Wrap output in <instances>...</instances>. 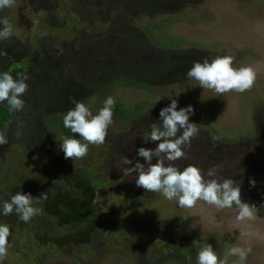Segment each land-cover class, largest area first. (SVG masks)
<instances>
[{
    "label": "rangeland",
    "instance_id": "rangeland-1",
    "mask_svg": "<svg viewBox=\"0 0 264 264\" xmlns=\"http://www.w3.org/2000/svg\"><path fill=\"white\" fill-rule=\"evenodd\" d=\"M138 4L134 0H16L14 7L3 10L2 18L12 24L13 36L34 48L28 54L34 57L33 62H38L43 52L54 60L62 59L61 50L71 54L79 39L87 36L95 49L90 50L95 59L118 76L127 68L117 62L119 52H113L112 47L120 42H132L136 48L144 47V42L151 44L148 32L154 28L155 36L165 35L178 42L175 50L195 48L219 56L231 55L235 58L234 67H254L257 70L254 86L243 93L220 95L188 77L169 82L164 79L166 74L150 70L147 74L151 77L144 81L149 86L116 82L112 94L126 115L121 117L114 112L106 142L101 146L89 145L85 158L72 161L75 173L89 164L93 166L98 188L94 203L102 218L92 239L71 243L57 252L54 247L43 246L47 243L35 242V236L40 235L30 233L28 226L17 222L9 225L11 248L3 264H142L139 258L144 260L148 255L155 259L156 255L161 257L176 249L185 251L191 256V264H197L198 252L208 244L221 259H227V264H240L237 256L228 255L234 246L251 247L245 264H264V239L239 237L241 230L264 234V0H204L199 5H181L179 10L161 9L158 15L133 13ZM77 5L80 8L73 13ZM151 22L156 24L152 26ZM128 34L139 37L131 38ZM143 49H137L138 55L144 58L153 55L151 50L141 54ZM18 54L23 56L21 51ZM87 63L81 65L83 71L95 69V62ZM152 69L157 71L156 67ZM65 70L70 75L69 69ZM80 80L85 82L82 76ZM171 99L178 101L177 110L192 106L190 122L200 129L191 147L185 148V164L175 165L181 170L188 165L197 166L205 174L213 166H219L218 177L237 181L242 202L256 206L255 220L238 225L235 206L217 211L201 201L193 209L181 208L176 200L169 201L160 193L137 187L138 173L124 176L123 169L134 167L137 160L146 164L137 155L140 147L155 149L160 143L148 141L147 134L152 123L161 122L160 111L171 104ZM104 101L100 93L81 100L94 115ZM134 111L137 114L132 117ZM0 134L9 137L6 130ZM213 136L218 139L213 141ZM62 138L56 139L59 147ZM22 154V150L11 148L5 158L12 175L20 173L25 192L35 198L46 180H52L48 156L39 152L22 159ZM125 159L132 160V164L125 165ZM156 162L154 158L152 163ZM253 179L254 187L250 183ZM43 224L34 221L29 225L38 231ZM60 227L73 229L72 225ZM48 231L62 234L58 225H51ZM53 254L56 256L50 257ZM180 259L174 256L173 264L189 263Z\"/></svg>",
    "mask_w": 264,
    "mask_h": 264
},
{
    "label": "trees",
    "instance_id": "trees-1",
    "mask_svg": "<svg viewBox=\"0 0 264 264\" xmlns=\"http://www.w3.org/2000/svg\"><path fill=\"white\" fill-rule=\"evenodd\" d=\"M134 1L139 4L133 13L143 15H151L152 13L158 15L161 9L174 8L179 10L180 6L184 4L199 5L204 2V0ZM74 7L72 12L77 13L76 8H80V5ZM3 10H0V20L3 19ZM150 24L156 23L151 22ZM2 27L0 25V28ZM148 33L152 37L153 43L150 40L149 43L151 44L144 42V47L136 48L132 42H120L112 47L111 50H122L117 55V62L124 64L127 68L118 76L111 74V71L103 68L95 59L90 51L95 49L90 46V39L87 36L79 39L78 46L71 54H65L64 50H61L62 59L54 60L52 55L43 52L37 58L38 62H33L34 57L28 55L34 48L27 41L19 40L15 36L8 40H0V53H6V55L0 56V73L9 72L14 78L17 73H24L30 77L26 81L29 85L28 90L22 96L25 101V108L22 111L10 112L6 101L0 103V133L5 130L9 132L8 143L0 145V205L4 200H9L12 195L18 192L28 193L25 192V186L23 187L21 184L22 175L18 172H13L12 175L8 166L5 155L11 148L22 150V159L28 156L33 157L35 153L39 152L48 156L49 175L52 178V180H46L45 186L40 187L39 195L36 196L40 197L48 191V199L36 205L41 210L43 209L40 214L32 218L30 222L25 223L19 220L15 213L5 216L0 209V222L6 223L8 226L20 222L28 226L30 233L40 235L35 236V242L41 245L47 243L43 246L54 247L57 252L59 249H66L71 243L86 242V240L92 239L95 227H97L99 219L102 218L97 204L94 203L95 192L98 189L97 183L93 179V166L91 164L87 168L83 167L81 172L75 173L72 162L74 159H65L61 148L57 146L56 139L58 137L68 136L80 139L79 134H73L70 129L63 126L64 115L75 106L74 101L84 100L90 97V94L100 93L105 100L109 96L113 97L112 92L116 82L129 86H149L144 81L151 75L147 74L148 71L143 70L144 67L152 65V67H156L157 71L152 68L150 71L162 72L166 74L164 79L175 82L185 79L186 73L195 62L203 63L206 58L211 62L219 56L217 53L205 52L195 48L175 50L178 47V42L175 39L165 35L164 38L162 35L155 36L154 28H151ZM128 36L135 39L139 37L138 34H128ZM140 48H144L141 50L143 51L141 54L145 55L144 51L151 50L153 55L151 54L150 58L138 55L137 49ZM125 50L127 51L124 53ZM130 50H133L134 53L128 55L127 52ZM20 51L23 56L18 54ZM76 56H81L82 61H77ZM88 60L95 62L96 67L95 69L89 67V70L83 71L81 65L83 63L88 64ZM150 60L151 62L148 63ZM65 69H69L70 75ZM80 76L85 78V82L80 80ZM97 78L101 81L100 84H97L99 82ZM159 83L162 84L163 82L160 81ZM137 108L141 109V106L138 105ZM114 112L121 117L126 115V111L117 100ZM136 114L134 111L132 117ZM43 180L45 181V179ZM19 186L21 187L18 188ZM34 221L44 223L38 228V231L29 225ZM51 225H58L62 234L53 235L48 231ZM64 225H72L73 229L60 227ZM76 227L78 230L75 229ZM42 231L43 234L40 233ZM174 251V253L170 252L169 254L165 252L167 256L161 254V257L156 255L155 259H151L147 255L144 260L141 258L139 260L143 262L142 264H173V257L175 256L181 258L180 261L185 260L187 263L189 261L188 264H191L192 259L189 254L177 249ZM46 254H49V251ZM55 256L53 254L50 257Z\"/></svg>",
    "mask_w": 264,
    "mask_h": 264
},
{
    "label": "clouds",
    "instance_id": "clouds-1",
    "mask_svg": "<svg viewBox=\"0 0 264 264\" xmlns=\"http://www.w3.org/2000/svg\"><path fill=\"white\" fill-rule=\"evenodd\" d=\"M16 0H0V10L14 7ZM0 40H8L13 36V26L7 18L0 20ZM35 30V26L34 29ZM6 53H0V56ZM234 57L231 55L217 56L211 62L206 58L203 63L195 62L186 76L198 82L199 86L212 90L217 94L228 92L243 93L254 86L257 79V70L252 66L236 68L233 66ZM30 77L24 73H17L14 78L9 72L0 73V103L7 102L10 112H19L25 108L22 96L27 92L29 85L26 81ZM171 98V97H170ZM116 100L109 96L104 101L103 107L97 114H93L84 102L74 101V107L67 111L63 117V126L70 129L75 137H63L60 141L61 150L65 159H83L89 153V145L101 146L106 142L108 130L113 124L114 108ZM178 101L171 99V104L160 111L159 124L152 123L148 141H160L155 149L140 147L138 157H143L145 163L136 161L134 167L123 169L124 176L138 173L137 187L146 191L160 193L169 201L176 200L179 207L193 209L203 201L214 206L217 211L232 209L235 206L237 214L235 221L238 225L255 220V205L242 202L241 188L232 178L220 179L218 177L219 166H213L205 174L204 171L193 165H188L183 170L175 165L179 159L185 158V148L191 147V141L199 135L197 124L190 122V116L194 113L192 106L177 110ZM182 130V131H181ZM178 133H180L178 135ZM218 138L213 136L212 140ZM8 141L0 134V145ZM154 158L156 163H152ZM167 162V163H166ZM125 165H131L132 160L125 159ZM167 165V166H166ZM254 187L256 181H250ZM48 199V191L40 197L34 198L31 193L18 192L9 200H4L0 209L5 216L15 213L19 220L27 223L41 209L35 205ZM12 235L9 226L0 224V264L8 258L9 237ZM256 236L264 239V234L259 231H240V238ZM251 247L234 246L228 255L237 256L240 264H245ZM197 264H227V259H221L214 251L211 244L203 247L197 256Z\"/></svg>",
    "mask_w": 264,
    "mask_h": 264
},
{
    "label": "flooded vegetation",
    "instance_id": "flooded-vegetation-1",
    "mask_svg": "<svg viewBox=\"0 0 264 264\" xmlns=\"http://www.w3.org/2000/svg\"><path fill=\"white\" fill-rule=\"evenodd\" d=\"M113 52H122V50H112ZM128 53V55L130 54V53H134L133 52V50H130V51H128L127 52ZM151 62V60L148 62V63H150ZM152 68V65H150V66H148V67H144L143 68V70L144 71H148V70H150ZM108 156H110L109 154H107ZM184 163L185 164V162H186V159L185 158H182V159H179V160H177L175 163H177V164H179V163Z\"/></svg>",
    "mask_w": 264,
    "mask_h": 264
}]
</instances>
